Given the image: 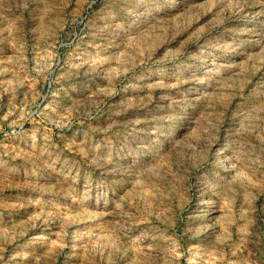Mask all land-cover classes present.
<instances>
[{
    "label": "rangeland",
    "instance_id": "1",
    "mask_svg": "<svg viewBox=\"0 0 264 264\" xmlns=\"http://www.w3.org/2000/svg\"><path fill=\"white\" fill-rule=\"evenodd\" d=\"M0 264H264V0H0Z\"/></svg>",
    "mask_w": 264,
    "mask_h": 264
}]
</instances>
